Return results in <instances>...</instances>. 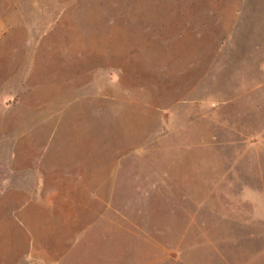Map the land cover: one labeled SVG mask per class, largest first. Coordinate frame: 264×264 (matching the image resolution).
<instances>
[{
    "label": "rangeland",
    "instance_id": "rangeland-1",
    "mask_svg": "<svg viewBox=\"0 0 264 264\" xmlns=\"http://www.w3.org/2000/svg\"><path fill=\"white\" fill-rule=\"evenodd\" d=\"M0 264H264V0H0Z\"/></svg>",
    "mask_w": 264,
    "mask_h": 264
}]
</instances>
